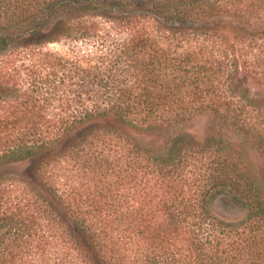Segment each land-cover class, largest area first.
<instances>
[{"label": "trees", "instance_id": "16d2710c", "mask_svg": "<svg viewBox=\"0 0 264 264\" xmlns=\"http://www.w3.org/2000/svg\"><path fill=\"white\" fill-rule=\"evenodd\" d=\"M0 4V264H264V0Z\"/></svg>", "mask_w": 264, "mask_h": 264}, {"label": "rangeland", "instance_id": "374dc122", "mask_svg": "<svg viewBox=\"0 0 264 264\" xmlns=\"http://www.w3.org/2000/svg\"><path fill=\"white\" fill-rule=\"evenodd\" d=\"M6 8V7H5ZM12 9V8H10ZM9 9V10H10ZM2 5L0 4V23L2 22V13H3ZM11 25H16V22H11ZM1 31V26H0ZM111 34L115 33L116 31H109ZM107 34L106 28L103 22H100L96 26V30H92L90 36L84 37L81 39L76 40H57L55 42H49L43 44L42 46H37L33 49L34 55L31 57L22 58L21 60L25 61L26 63H39L38 61L42 58H50L53 57L55 54L56 56H61L67 60L65 63V69L72 65V62H78L82 65L87 62V64H93L97 62L98 56L100 55L101 51L107 50L108 41L103 42L102 38L105 37ZM30 48H22V49H15L12 52H3L0 51V77L6 76L7 74L12 75L15 71L12 68H16L17 65L21 63V60L17 61L18 52L21 53H28ZM45 54V56L43 55ZM59 66V65H58ZM76 67V66H75ZM20 69V68H19ZM13 80L10 81L12 83ZM208 116L203 115L200 118H197L190 124L191 132L194 135H200L202 131L207 127L208 124ZM60 179H62L60 177ZM134 203V202H133ZM229 205V203H227ZM224 212H216L218 216L223 218V220H238L241 218V212L238 211H222ZM53 242H50L51 245ZM47 245L44 256H48L51 259L56 255H60L61 248L59 245ZM49 246V247H48ZM58 255V256H59Z\"/></svg>", "mask_w": 264, "mask_h": 264}]
</instances>
